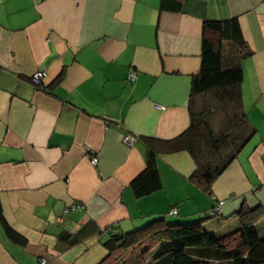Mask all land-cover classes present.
<instances>
[{
    "label": "crops",
    "instance_id": "crops-1",
    "mask_svg": "<svg viewBox=\"0 0 264 264\" xmlns=\"http://www.w3.org/2000/svg\"><path fill=\"white\" fill-rule=\"evenodd\" d=\"M227 18L251 51L240 89L254 136L211 197L190 181V157L176 153L157 160L162 188L135 199L140 139L187 129L202 22ZM36 71L42 89L29 81ZM217 200L218 221H206ZM256 207L264 211V0H181L178 12L159 0H0V264H98L111 227L127 233L166 215L221 236ZM87 222L77 244L59 239Z\"/></svg>",
    "mask_w": 264,
    "mask_h": 264
},
{
    "label": "trees",
    "instance_id": "trees-1",
    "mask_svg": "<svg viewBox=\"0 0 264 264\" xmlns=\"http://www.w3.org/2000/svg\"><path fill=\"white\" fill-rule=\"evenodd\" d=\"M159 5L178 12L181 0H159ZM200 42V66L191 76L188 93V127L170 140L140 139L144 168L130 182L135 199L162 188L157 160L176 153L190 157L194 164L190 181L211 197L213 183L256 132L241 102L242 61L251 51L237 19L204 20ZM215 205L206 213L209 218ZM171 209L175 208L168 215ZM165 216L127 233L114 227L102 231L105 238L100 244L106 256L98 264H264V234L260 236L256 228L264 220L260 207L239 211L238 227L221 236L205 231L200 221L181 223ZM4 229L10 232L6 225ZM86 229H93L88 222L77 234L64 232L59 239L77 244Z\"/></svg>",
    "mask_w": 264,
    "mask_h": 264
},
{
    "label": "built area",
    "instance_id": "built-area-1",
    "mask_svg": "<svg viewBox=\"0 0 264 264\" xmlns=\"http://www.w3.org/2000/svg\"><path fill=\"white\" fill-rule=\"evenodd\" d=\"M44 77H45L44 71H36L32 75H30L29 81L36 89H42L43 85H44L43 84ZM127 79H128V81H133L135 79V74L134 73H129ZM135 141H136V139L134 137L128 135V136H125L123 138L122 142H123L124 145H126L128 147H131L134 144ZM90 163L92 165H94L96 163V159L92 158L90 160ZM223 204H224L223 200H217L216 201V205L213 208V210L209 213V216L210 217H215V216L219 215L220 214V207ZM169 214L174 216V215L177 214V211L175 209H171ZM39 264H47V262H46L45 259H41Z\"/></svg>",
    "mask_w": 264,
    "mask_h": 264
},
{
    "label": "rangeland",
    "instance_id": "rangeland-1",
    "mask_svg": "<svg viewBox=\"0 0 264 264\" xmlns=\"http://www.w3.org/2000/svg\"><path fill=\"white\" fill-rule=\"evenodd\" d=\"M169 220V219H168ZM206 221H213V222H215V221H218L217 220V218H211V219H208V220H206ZM237 226V225H236ZM237 227H234V229H231V230H235ZM256 228H257V230H258V233H259V235L260 236H262V234H264V231H263V229H264V224H263V222H260L258 225H256Z\"/></svg>",
    "mask_w": 264,
    "mask_h": 264
}]
</instances>
